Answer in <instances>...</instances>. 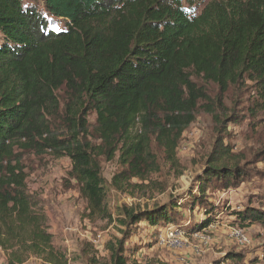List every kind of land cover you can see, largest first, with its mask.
<instances>
[{
  "label": "trees",
  "instance_id": "1",
  "mask_svg": "<svg viewBox=\"0 0 264 264\" xmlns=\"http://www.w3.org/2000/svg\"><path fill=\"white\" fill-rule=\"evenodd\" d=\"M198 80L215 84L221 95L250 83L254 105L264 109V0H0L3 251L16 260L20 253L43 255L53 239L16 153L68 157L87 217L111 218L100 159L117 154V189L145 179L154 165L151 137L173 151L199 102L215 104ZM244 174L238 164H209L191 195L127 210L118 221L125 228L167 226L186 207L203 216L194 227L186 220L182 226L204 229L220 212L210 205L207 185L228 187ZM225 210L264 228L261 204ZM110 264L132 263L116 254Z\"/></svg>",
  "mask_w": 264,
  "mask_h": 264
},
{
  "label": "rangeland",
  "instance_id": "2",
  "mask_svg": "<svg viewBox=\"0 0 264 264\" xmlns=\"http://www.w3.org/2000/svg\"><path fill=\"white\" fill-rule=\"evenodd\" d=\"M56 29L62 28L55 21ZM212 109L199 102L193 120L184 128L173 151H167L151 137L154 154L152 171L145 179L132 178L117 189L113 183L119 171L117 154L112 160L100 159V176L106 188L105 203L111 218L87 217L86 203L76 182L68 175V157H55L50 151L20 150L21 163L27 174V191L47 217V231L52 245L43 255L19 254L16 260L8 253L1 264H110L119 254L132 264H264V228L260 223H244L230 211L245 203L264 206V109L254 105L250 83L230 86L220 94L213 83L198 80ZM221 96V103L216 100ZM91 113L89 120H94ZM236 120V122H235ZM173 136V135H172ZM238 164L245 172L228 187L210 182L206 196L215 206L218 225L208 232L209 241L193 236L203 211L178 210L181 216L172 224L182 230V240L171 245L164 235L166 226L140 222L125 228L118 221L127 210L150 207L167 201L170 196H189L197 190L196 179L209 164ZM213 220H216V219ZM188 220V221H187ZM248 241L239 242L233 230ZM237 237V238H236Z\"/></svg>",
  "mask_w": 264,
  "mask_h": 264
},
{
  "label": "built area",
  "instance_id": "3",
  "mask_svg": "<svg viewBox=\"0 0 264 264\" xmlns=\"http://www.w3.org/2000/svg\"><path fill=\"white\" fill-rule=\"evenodd\" d=\"M216 220L211 221V223L204 229L198 230L193 233V236L199 237L203 242L209 241V235L207 234L208 232H211L215 226L218 225V218H215ZM183 231L176 228L172 224L167 225L166 228L164 227V235L166 240L169 241L171 245L177 244L179 241L182 240L183 237ZM233 234L237 236L236 238L239 240V242H246L248 239L246 236H244L239 230H233ZM4 251L0 247V264L2 263V255Z\"/></svg>",
  "mask_w": 264,
  "mask_h": 264
}]
</instances>
